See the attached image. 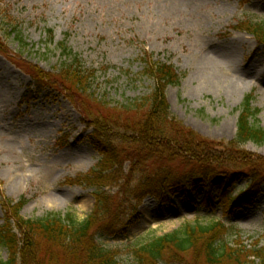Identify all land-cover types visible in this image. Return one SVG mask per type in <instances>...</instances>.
<instances>
[{
  "label": "rangeland",
  "instance_id": "1",
  "mask_svg": "<svg viewBox=\"0 0 264 264\" xmlns=\"http://www.w3.org/2000/svg\"><path fill=\"white\" fill-rule=\"evenodd\" d=\"M249 21L264 22V0H0V227L7 199H25L24 218L70 212L83 220L91 213L93 190L67 181L100 159L90 143L89 123L108 113L101 100L109 108L152 89V80L140 76L144 52L153 61L171 63L180 74V83L167 86L165 94L171 113L185 126L229 142L236 133L238 107L252 94L251 104L259 110L255 122L264 129V46L236 28ZM13 27L27 47L9 35ZM59 42L78 54L85 68L96 71L87 92L92 96L57 78L63 61ZM232 45L238 67L234 73L242 80L234 93L222 86L209 88L198 74L199 61L214 48ZM37 71L51 79L41 90L33 87L30 76ZM125 115L136 118L132 112ZM243 148L264 157V146L248 142ZM241 177L234 195L246 187L247 179ZM205 194L200 188L192 198L175 197L174 204L161 207L146 197L135 222L120 223L127 225V233L122 230L101 243L119 249L123 264H136L131 252L136 244L185 223L221 221L238 257L219 264H264V182L253 206L231 215L219 206L206 209ZM0 255L7 257L1 246ZM163 264L209 263L201 252L190 251L167 256Z\"/></svg>",
  "mask_w": 264,
  "mask_h": 264
},
{
  "label": "trees",
  "instance_id": "2",
  "mask_svg": "<svg viewBox=\"0 0 264 264\" xmlns=\"http://www.w3.org/2000/svg\"><path fill=\"white\" fill-rule=\"evenodd\" d=\"M236 28L249 32L264 46V22H241ZM48 33L52 42V30ZM9 35L21 47L28 46L17 27L11 28ZM57 48L63 58L57 78L67 88L87 94L96 71L85 68L65 42H59ZM142 61L140 76L152 80V89L109 108L101 100L108 113L89 123L93 127L90 143L100 159L86 173L67 181L93 190L91 213L83 220L70 212L24 218L20 211L25 199H7L0 227V246L7 257L0 255V264H123L119 249L104 246L101 239L126 231L127 225L139 217V207L146 197H153L161 207L174 204L175 197L192 198L204 188L202 203L206 209L219 206L231 215L253 206L264 182V157L247 152L243 146L248 142L264 146V129L255 122L259 110L251 104L252 94L245 95L238 107L234 138L215 141L185 126L171 113L165 90L180 83L176 68L171 63L153 61L147 52ZM31 74L33 87L38 90L44 81L51 80L39 71ZM131 112L136 117L133 120L125 115ZM241 176L247 179L246 187L234 195L235 182ZM122 220L126 226L121 227ZM227 232L221 221L185 223L136 244L131 252L136 264H163L167 256L190 251L201 252L209 264L232 262L238 254L232 253L225 239Z\"/></svg>",
  "mask_w": 264,
  "mask_h": 264
},
{
  "label": "bare ground",
  "instance_id": "3",
  "mask_svg": "<svg viewBox=\"0 0 264 264\" xmlns=\"http://www.w3.org/2000/svg\"><path fill=\"white\" fill-rule=\"evenodd\" d=\"M198 74L202 77L203 82L214 88L224 87L228 92L234 93L242 77L237 70L236 47H217L211 50L205 58L199 61ZM250 73L249 69H246ZM151 216L152 213H146Z\"/></svg>",
  "mask_w": 264,
  "mask_h": 264
}]
</instances>
